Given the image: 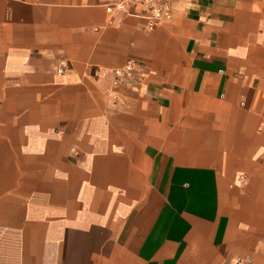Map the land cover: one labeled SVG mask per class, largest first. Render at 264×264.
Instances as JSON below:
<instances>
[{"label":"crops","instance_id":"1","mask_svg":"<svg viewBox=\"0 0 264 264\" xmlns=\"http://www.w3.org/2000/svg\"><path fill=\"white\" fill-rule=\"evenodd\" d=\"M117 1L0 0V264H264V0Z\"/></svg>","mask_w":264,"mask_h":264},{"label":"built area","instance_id":"2","mask_svg":"<svg viewBox=\"0 0 264 264\" xmlns=\"http://www.w3.org/2000/svg\"><path fill=\"white\" fill-rule=\"evenodd\" d=\"M139 6L141 12H134L131 10L132 6ZM108 11H125L137 16H142L147 21L149 29L159 26L162 22L170 19L172 13V0H118L116 3L108 5ZM140 67L139 62L131 59L122 67L106 68L98 67L94 74L99 77L101 75L110 74L113 77L115 85L129 86L136 78V71ZM69 68L66 61H61L56 66V73L64 74L65 70ZM229 264H247L244 258H235Z\"/></svg>","mask_w":264,"mask_h":264}]
</instances>
